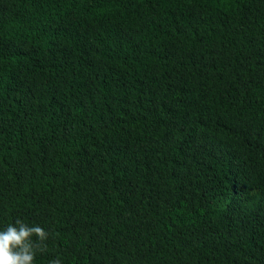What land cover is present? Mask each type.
Here are the masks:
<instances>
[{
	"label": "trees",
	"instance_id": "16d2710c",
	"mask_svg": "<svg viewBox=\"0 0 264 264\" xmlns=\"http://www.w3.org/2000/svg\"><path fill=\"white\" fill-rule=\"evenodd\" d=\"M17 220L33 264H264V0H0Z\"/></svg>",
	"mask_w": 264,
	"mask_h": 264
},
{
	"label": "clouds",
	"instance_id": "9594fccd",
	"mask_svg": "<svg viewBox=\"0 0 264 264\" xmlns=\"http://www.w3.org/2000/svg\"><path fill=\"white\" fill-rule=\"evenodd\" d=\"M47 238L43 228L17 220L0 231V264H33L36 252L43 250ZM50 264H62V261L56 258Z\"/></svg>",
	"mask_w": 264,
	"mask_h": 264
}]
</instances>
